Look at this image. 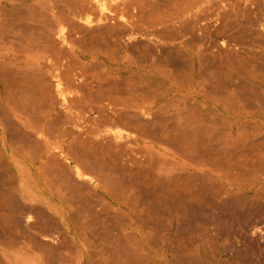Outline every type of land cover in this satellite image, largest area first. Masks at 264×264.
Masks as SVG:
<instances>
[{"label": "bare ground", "instance_id": "bare-ground-1", "mask_svg": "<svg viewBox=\"0 0 264 264\" xmlns=\"http://www.w3.org/2000/svg\"><path fill=\"white\" fill-rule=\"evenodd\" d=\"M210 57L238 96L240 79L264 88V0H0V264H180L195 237L178 231L214 243L238 213L237 258L264 264V204H246L264 184V90L250 107L214 85L195 116ZM198 114L255 126L259 154L197 148L177 129Z\"/></svg>", "mask_w": 264, "mask_h": 264}, {"label": "rangeland", "instance_id": "rangeland-1", "mask_svg": "<svg viewBox=\"0 0 264 264\" xmlns=\"http://www.w3.org/2000/svg\"><path fill=\"white\" fill-rule=\"evenodd\" d=\"M250 3V1H247V5H245L246 6V8H247V6H249V3ZM244 5H242L241 7H238V8H236L233 12H232V14H231V17H229V21H230V25H231V27H235V29H237L236 28V26L239 24V22H240V20L241 19H243V17L245 16V19H243V21L245 20H247L246 19V17H248L249 18V16H246V14L243 12V10L241 9L242 7H243ZM240 9V10H239ZM240 12V14H239V12ZM254 10H256L254 7H253V12L251 13V17H255V16H257V14H255V13H257V10L256 11H254ZM242 12V13H241ZM238 14V15H237ZM245 14V15H244ZM241 15V16H240ZM235 18H237V20L235 19ZM241 18V19H240ZM234 20H236V21H234ZM234 22V23H233ZM238 22V23H237ZM233 23V24H232ZM235 24V25H234ZM232 31H234V29L232 30ZM261 49V48H260ZM211 58V57H210ZM214 61V62H213ZM209 63L211 64V66H210V64H209V66L211 67V69L214 71H212L211 69H209V73L210 72H213V74H217L218 72L217 71H219V69H221V70H224L225 69V64L223 63V61L222 60H219V59H214V58H211V62H210V60H209ZM215 63V65L216 64H221V65H219L220 66V68L218 67L217 69H216V67H215V65L213 66L212 64H214ZM223 63V64H222ZM218 66V65H217ZM215 67V68H214ZM222 67H224V69H222ZM214 79V80H213ZM216 79H217V81H216ZM208 78V79H198V82L199 81H201V82H199L198 84V89H199V91L198 92H201V95H200V97L199 96H197L198 98H199V100L198 101H196V104L198 105L197 107H196V110L197 111H195V116H196V114L197 113H201V112H203L204 110L206 111L209 107H211V106H213V102H211L210 100H209V105H205L204 103H203V101H201V99H211L213 96V93H212V88H213V86L215 85H218V84H220L221 85V83H222V85L225 83V82H227L228 80H226V79H218V78ZM223 81V82H222ZM248 83V82H258L259 83V80H257V79H255V80H251V79H240V80H238V85L239 84H243V83ZM207 83V84H206ZM214 83V84H213ZM225 85V84H224ZM225 86H227V85H225ZM230 86V87H229ZM200 87V88H199ZM205 87H206V89H205ZM210 87V88H209ZM228 89H227V87H225L227 90H229L228 92H231L232 94H230V96L233 98V99H237V97H238V99H237V101L239 102V103H241L242 101H241V97L240 96H238L234 91H235V86H233V85H228ZM256 89H257V92H261V91H263L264 90V88H263V86H261V84H256ZM260 87V88H259ZM232 88V89H231ZM249 90H251V88H249ZM206 94H205V93ZM208 94V95H207ZM207 96V97H206ZM199 102H201V103H199ZM241 104H243V103H241ZM202 105V106H201ZM206 106H209L208 108L206 107ZM175 110H173V109H171L170 111H169V114H171V113H173ZM200 111V112H199ZM180 112H181V114H182V116L180 117V122H179V118L178 119H173V120H170L169 122L171 123V124H174L175 122H178V124H180V123H182L183 122V124H186L185 122H186V120L184 119V115L186 114L185 113V109H183V108H181L180 109ZM195 117H193V120H192V122H191V125H192V127H186L185 125L183 126H180L178 129H177V131H182L183 132V130H185V131H187V130H192L193 131V134H191V140H193V144L195 145L196 143L198 144L196 147L197 148H199V147H206L207 145L208 146H214V148H216V151H215V153L217 152V154H222V152H223V154H236L237 152V154L238 155H258L259 154V151L257 150V149H255L254 147H257L258 145V143L257 144H253V143H250L249 145H246V143L247 142H244L243 143V141L242 140H244L245 138H247V136H246V130H247V128L246 127H244V126H242V128H241V132L240 133H234V134H229V133H227L226 132V130H227V128H226V126H223V125H221V123H218L217 124V122H214V121H210L211 119H207V121L205 122V121H203L202 120V118L200 117V114H198L197 115V118L199 119V118H201V119H194ZM184 119V120H183ZM176 120V121H175ZM172 121H175V122H172ZM189 121V120H188ZM194 124V125H193ZM203 125V126H202ZM197 126H202V127H200L201 128V130H199L200 128L199 127H197ZM183 127V128H182ZM181 128H182V130H181ZM185 128V129H184ZM197 128H199V129H197ZM197 132H195V131ZM212 130H213V132H212ZM202 131V132H201ZM216 131V132H215ZM206 133H207V135H206ZM218 133V134H217ZM179 135H180V132L178 133ZM210 134V135H209ZM214 134V135H213ZM216 135V136H215ZM217 135L219 136V138L217 137ZM245 135V136H244ZM260 133H256V134H251L250 135V138H253L254 139V137L256 138V139H258L259 137H260ZM181 136V135H180ZM199 136V137H198ZM207 136V137H206ZM223 136V137H222ZM225 136V137H224ZM241 136H243L244 138L242 139V137ZM209 137V138H208ZM195 138H197L196 140H194ZM198 138H200L199 140H198ZM203 138H205L206 140H203ZM227 138V139H226ZM238 139H240L241 141L240 142H238L239 140ZM197 140H198V142H197ZM216 140V141H215ZM231 140V141H230ZM209 141H211V143L209 142ZM223 141V142H222ZM196 142V143H195ZM204 142V143H203ZM209 142V143H208ZM212 142H214V143H212ZM222 142V143H221ZM211 144V145H210ZM226 144H228V145H226ZM237 144H240V145H243V144H245L246 146H247V148L248 149H244L243 151H242V149L243 148H240V150L238 149H236V150H234L233 148H232V145H237ZM248 144V143H247ZM226 145V146H225ZM251 145V146H250ZM212 146V147H213ZM231 146V147H230ZM253 146V148H251V150H250V148L249 147H252ZM224 147V148H223ZM222 150V151H221ZM227 150V151H226ZM230 150H233V151H230ZM246 150H248L249 152H245ZM221 153H220V152ZM225 151V152H224ZM229 151V152H228ZM233 152V153H232ZM241 152V153H240ZM243 152V153H242ZM245 153V154H244ZM252 161H254V160H252ZM247 177H250V178H254L255 177V179L256 178H260V174L258 173V171H255V172H252L251 173V175L249 174V176L248 175H246ZM263 183H260V182H258L257 184H255L254 185V187L252 188V189H250V190H248L247 191V193H249V194H251L252 193V196H253V199L252 200H250V199H247L246 200V204L247 205H250V203H253V204H255V205H260V204H264V200L262 199V198H264V190L263 189H261L262 187H264V184L262 185ZM261 189V190H260ZM263 192V193H262ZM256 193V194H255ZM254 196H256V197H254ZM257 198V199H256ZM263 200V201H262ZM251 201V202H250ZM257 201V202H256ZM262 201V202H261ZM250 202V203H249ZM255 202V203H254ZM261 205V206H262ZM239 216H240V218H239ZM162 217V218H161ZM236 218V216L234 217V218H232V223H231V227H229V229H228V231H227V233L225 232L224 234H222V235H219L217 238H216V240L213 238V241H214V243L212 242V238H211V240H210V237H208V235L210 234H207L206 235V233H204L202 230H198V231H194V230H188V231H182V232H184V233H182L181 231H178V234L179 235H181L182 237H185V236H189V235H192V236H194L195 238V242H194V244H192V245H188L187 247H183L182 249V251H180V259H181V262H180V264H198V263H200V264H209V263H216V262H218L219 264H246L245 262H243L240 258L238 259L237 258V256L239 257V253H237V252H240V250H242L243 248H242V246H238V243L241 245V241L239 240V238H240V235L239 234H241L240 232V230H239V228H240V226L242 227V223H241V221H239V219H243L242 217H241V214L240 213H238L237 214V218H239V219H235ZM184 220V218H178L177 220H176V226L178 227L180 224H181V222ZM239 221L238 223H237V221ZM159 224H158V226H160V224H161V226L160 227H162L163 226V224H164V222H166V221H164L163 222V216H160V218H159ZM163 222V223H162ZM238 224H240V226H238L237 227V225ZM229 225H230V223H229ZM160 227L158 228V230H160ZM168 227V226H167ZM237 227V228H236ZM232 228V229H231ZM232 230H234V231H232ZM192 231V232H191ZM235 231H237V233H235ZM239 231V232H238ZM201 233L202 235L201 236H198V235H200V234H198V233ZM233 232V233H232ZM186 233V234H185ZM239 233V234H238ZM182 234H184V235H182ZM231 236V240L229 239V235ZM232 234V235H231ZM236 234V237L234 236ZM238 234V235H237ZM227 238H226V237ZM232 236H234V237H232ZM238 236V237H237ZM202 237H203V239H202ZM225 237V238H224ZM233 238V239H232ZM197 239H198V241H197ZM209 239V240H208ZM226 239V241H227V239H228V241L227 242H229L228 244H227V242L226 241H224ZM237 239V240H236ZM201 240H202V242H204L205 243V245L203 246V243L201 242ZM204 240V241H203ZM235 240V241H234ZM197 241V242H196ZM239 241V242H238ZM224 242V243H223ZM202 243V244H201ZM209 243V244H208ZM221 243V244H220ZM232 243V244H231ZM213 244V245H212ZM226 244V245H225ZM231 244V245H230ZM229 245V246H228ZM207 246V248H205ZM213 246V247H212ZM221 246H223V247H221ZM226 246V247H225ZM229 248H228V247ZM223 248V249H222ZM247 248V247H246ZM209 250V251H207V250ZM234 249H236V251L234 250ZM240 249V250H239ZM180 250H181V248H180ZM206 250V251H205ZM229 250V252H227ZM247 250V251H246ZM245 253L247 252H250L249 253V256H250V258H255V260H256V257H258V256H260L259 254L257 255V253L260 251V250H257V253L255 254L251 249L249 250L248 248L247 249H244L243 250ZM183 252H185V254L183 253ZM193 252V253H192ZM203 252H205V255H204V253ZM242 252V251H241ZM251 252H253L254 253V256L252 257V254H251ZM256 252V251H255ZM186 253H188V254H186ZM260 254L262 253L261 251L259 252ZM197 254V255H196ZM211 254V255H210ZM237 254V255H236ZM188 255V256H187ZM190 255V256H189ZM262 255V257L264 256V254H261ZM185 256H186V258H185ZM205 256H206V258H205ZM225 256V257H224ZM256 256V257H255ZM189 257V258H188ZM226 257H228L227 259H226ZM229 257H231V258H229ZM262 257L260 258V257H258L260 260L262 259ZM195 259V260H192L191 261V259ZM257 258V259H258ZM183 259H185V260H183ZM188 260V262H189V260H190V262L188 263L187 262V260ZM229 259H230V261H229ZM182 260H183V262H182ZM200 260H201V262H200ZM237 260H238V262H237ZM226 261V262H225Z\"/></svg>", "mask_w": 264, "mask_h": 264}, {"label": "crops", "instance_id": "crops-1", "mask_svg": "<svg viewBox=\"0 0 264 264\" xmlns=\"http://www.w3.org/2000/svg\"><path fill=\"white\" fill-rule=\"evenodd\" d=\"M222 73H224V72H220V73H218V74H213V73H207L203 78H205V79H208V78H216V76L218 75V79H226V78H228V76L227 75H225V74H223V77H222V75H219V74H222ZM213 74V75H212ZM219 76L221 77V78H219ZM248 78H250L251 80H255V79H258L257 78V76H250V77H248ZM249 80V79H248ZM246 84H247V87H246ZM253 84H259L258 82H248V83H243V84H239L240 86H242L243 85V88H244V90H245V92L244 93H247L246 94V96H240L241 97V101H243L244 103H246L247 105H249L250 107H252V104L254 105V102L253 101H251V100H255V98H254V93L255 92H257L256 90V87H255V85H253ZM224 85V84H223ZM222 85V86H223ZM249 85H251L250 87H249ZM253 85V86H252ZM225 86V85H224ZM223 86V87H224ZM222 87V88H223ZM226 87V86H225ZM253 87V88H252ZM229 87H227V89H228ZM246 88H248V89H246ZM249 88H251V90H249ZM197 89H198V87H197ZM213 89V88H212ZM226 89V88H225ZM235 90H236V88H235ZM229 91V90H228ZM255 91V92H254ZM213 93V92H212ZM249 96H251V100H250V97ZM253 97V98H252ZM245 98V99H244ZM196 99H197V101L199 100V98L196 96ZM207 101H208V103H209V100L211 101V102H213V100L212 99H206ZM244 100H246V101H244ZM201 101H203V99H201ZM256 101V100H255ZM253 102V103H252ZM248 129H247V133H246V136H247V138L249 139H247V138H245L244 140H245V142H248L249 141V143H253V144H257L259 141H260V138L261 137H259L258 138V140L254 137V139H252V138H250V135L253 133V134H256L257 132L254 130L255 129V126H253V125H249L248 127H247ZM251 139H252V141H251ZM257 140V141H256ZM254 148H256V147H254ZM248 156H251V155H248ZM254 156V155H253Z\"/></svg>", "mask_w": 264, "mask_h": 264}]
</instances>
